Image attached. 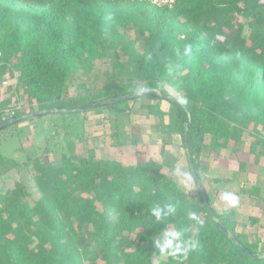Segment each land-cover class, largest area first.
Here are the masks:
<instances>
[{
  "label": "trees",
  "instance_id": "obj_1",
  "mask_svg": "<svg viewBox=\"0 0 264 264\" xmlns=\"http://www.w3.org/2000/svg\"><path fill=\"white\" fill-rule=\"evenodd\" d=\"M15 75L18 96L31 106L3 117L12 93L6 87L0 124L27 114L109 110L117 121L111 136L120 139L126 104L140 101L163 133L178 131L185 149L187 126L189 171L204 182L201 158L213 149L240 144L245 133L255 138L249 149L256 160L264 149V0H177L172 7L0 0V86ZM144 89L155 91L134 96ZM123 95L129 98L115 101ZM167 153L163 145L162 162L125 164L90 148L86 156L25 162L33 184L19 179L0 191V264H264V239L239 232L236 208L218 212L208 194L212 215L174 177ZM6 161L0 152V170ZM177 245L186 257L172 255Z\"/></svg>",
  "mask_w": 264,
  "mask_h": 264
},
{
  "label": "rangeland",
  "instance_id": "obj_2",
  "mask_svg": "<svg viewBox=\"0 0 264 264\" xmlns=\"http://www.w3.org/2000/svg\"><path fill=\"white\" fill-rule=\"evenodd\" d=\"M245 34H249L248 28ZM106 68L97 70L103 72ZM5 90V87L0 86V92ZM75 91L74 88L73 92ZM21 101L24 106L20 111L28 113L30 100L22 94ZM160 102L163 109H168L169 102L166 99ZM32 107L37 109L36 104H32ZM87 112L54 111L33 114L18 123L0 128V152L9 159L0 170V191L12 189L15 181L19 179L28 185L33 184L29 168L25 165L30 159L40 158L45 162H55L60 160L62 152L86 156L90 148H95L98 157H110L125 164H135L140 159L162 162L164 157L161 147L164 145L168 151L167 156L176 163L174 177L186 191L200 199L197 183L189 171L187 152L182 145L181 135L171 127L163 133L159 119L148 115L141 108L140 101L130 100L126 104V112L119 118L122 121V125L118 127L121 131L120 139L111 136L117 126L114 114L109 110L104 113L90 110L89 115L85 116ZM132 138L137 142L134 143ZM243 138L240 144L231 143L224 149H215L211 157L202 159L201 176L214 208L221 212L224 208L235 207L239 215V230L250 239L258 233L264 239V154L256 160L255 154L249 150L255 138L248 133ZM209 140L208 136L207 142ZM234 148L238 149L236 155ZM262 152L264 153V149ZM224 159L226 163H222ZM13 162L21 164L20 167L14 166ZM240 162L244 163V167L240 166ZM164 172L169 173L167 166L164 167ZM214 175L221 176L219 178L222 180L214 181ZM254 186L263 187V196L257 197L250 193ZM31 192L36 198L39 196L34 189ZM253 211L260 214L261 225L252 226L249 223L248 217Z\"/></svg>",
  "mask_w": 264,
  "mask_h": 264
},
{
  "label": "built area",
  "instance_id": "obj_3",
  "mask_svg": "<svg viewBox=\"0 0 264 264\" xmlns=\"http://www.w3.org/2000/svg\"><path fill=\"white\" fill-rule=\"evenodd\" d=\"M158 6H170L172 7L177 0H146ZM13 80V81H12ZM12 81V82H11ZM11 86L10 102L4 108L2 116H13L17 110H20L24 104H22L21 97L18 96L16 87H17V76L6 78L1 87ZM1 113V112H0Z\"/></svg>",
  "mask_w": 264,
  "mask_h": 264
},
{
  "label": "water",
  "instance_id": "obj_4",
  "mask_svg": "<svg viewBox=\"0 0 264 264\" xmlns=\"http://www.w3.org/2000/svg\"><path fill=\"white\" fill-rule=\"evenodd\" d=\"M150 91H155V89H144V90H141L137 93L134 94V96L138 97V96H141L147 92H150ZM129 98V95H123V96H120L118 97L115 101H121V100H126ZM168 99L170 100H174L173 97H168ZM50 111V110H49ZM27 116H30L29 114L27 115H24V116H19L17 118H11L10 120L4 122L3 124H0V128L5 126V125H9V124H12V123H15L17 121H20L22 120L24 117H27ZM184 136H185V144H186V151H187V157L189 158L190 157V153H189V144H188V128L187 126H185V131H184ZM189 165L191 166V163H189ZM197 186H198V189H199V192L201 194V197L204 201V203L206 204L209 212L213 215V211H212V207L209 203V199H208V193L206 191V188H205V185H204V182L200 179H197ZM244 250H246V248L242 245V244H239Z\"/></svg>",
  "mask_w": 264,
  "mask_h": 264
},
{
  "label": "crops",
  "instance_id": "obj_5",
  "mask_svg": "<svg viewBox=\"0 0 264 264\" xmlns=\"http://www.w3.org/2000/svg\"><path fill=\"white\" fill-rule=\"evenodd\" d=\"M89 111L85 114V116L86 115H89ZM86 118V117H85ZM85 122H86V120H85ZM245 135V134H244ZM244 139V138H243ZM243 141V140H242ZM250 148V147H249ZM215 149H218V148H215ZM215 149H213L212 151H211V153H210V155L209 156H203L202 158H201V161H204V160H202V159H204V158H209V157H211V155L214 153V150ZM221 149H224V148H221ZM96 150V149H95ZM250 150V149H249ZM263 149L260 151V148L259 149H257V152H261V155L262 154H264L263 152ZM251 152V151H250ZM259 159V158H258ZM222 163H226V159H224V160H222ZM205 164V163H204ZM215 177H221V176H217V175H214V178ZM252 188V187H251ZM263 188V187H262ZM262 188L260 187V190H259V195L261 196H263V191H262ZM262 192V193H261ZM251 194H254V193H252V192H250ZM254 195H256V194H254ZM259 195H256L257 197H260ZM263 200H264V197H263ZM229 208V207H228ZM230 208H232V207H230ZM250 216H254V217H256V218H259V223H257V224H255V225H252V226H257V225H261L262 224V220H261V216H260V214H257L256 212H252V215H250ZM237 230L239 231V232H242V231H240L239 230V225H238V227H237ZM243 233V232H242ZM258 235H260L259 233H258Z\"/></svg>",
  "mask_w": 264,
  "mask_h": 264
},
{
  "label": "clouds",
  "instance_id": "obj_6",
  "mask_svg": "<svg viewBox=\"0 0 264 264\" xmlns=\"http://www.w3.org/2000/svg\"><path fill=\"white\" fill-rule=\"evenodd\" d=\"M225 199H228V197L225 196ZM232 202H234V201H230V203H232ZM153 211H154V215L159 219V218H160V215H161V211H160V209L157 208V209H154ZM168 245L171 246V245H172V242L169 241V242H168ZM192 247H195V244H193ZM178 252H183L184 255H185V257H186V256H187V253H188V249H187V248H181L179 245H177V246L174 248V250H173V252H172V255H176V253H178Z\"/></svg>",
  "mask_w": 264,
  "mask_h": 264
}]
</instances>
